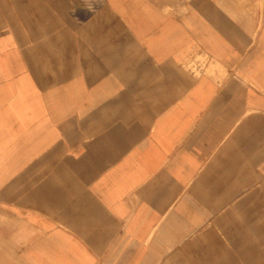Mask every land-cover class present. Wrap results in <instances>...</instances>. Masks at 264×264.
Here are the masks:
<instances>
[{
    "label": "crops",
    "instance_id": "0c3cea01",
    "mask_svg": "<svg viewBox=\"0 0 264 264\" xmlns=\"http://www.w3.org/2000/svg\"><path fill=\"white\" fill-rule=\"evenodd\" d=\"M242 6L0 0V264H264V0Z\"/></svg>",
    "mask_w": 264,
    "mask_h": 264
},
{
    "label": "rangeland",
    "instance_id": "374dc122",
    "mask_svg": "<svg viewBox=\"0 0 264 264\" xmlns=\"http://www.w3.org/2000/svg\"><path fill=\"white\" fill-rule=\"evenodd\" d=\"M246 3H245V5H246ZM242 4H243V0H234V8H243ZM207 63H208V59L206 57H198L195 60L189 61L187 67L190 68L191 70L198 72L197 70H199V68H205ZM19 116H22V114ZM8 132H10V131H7L6 127H4V126L1 127V125H0V140H1V138H2L1 136L3 134L9 135L10 133H8Z\"/></svg>",
    "mask_w": 264,
    "mask_h": 264
}]
</instances>
